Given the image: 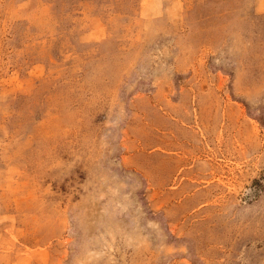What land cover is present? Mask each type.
I'll return each instance as SVG.
<instances>
[{
	"label": "rangeland",
	"instance_id": "rangeland-1",
	"mask_svg": "<svg viewBox=\"0 0 264 264\" xmlns=\"http://www.w3.org/2000/svg\"><path fill=\"white\" fill-rule=\"evenodd\" d=\"M0 264H264V0H0Z\"/></svg>",
	"mask_w": 264,
	"mask_h": 264
}]
</instances>
